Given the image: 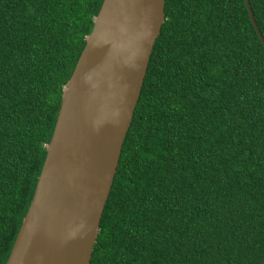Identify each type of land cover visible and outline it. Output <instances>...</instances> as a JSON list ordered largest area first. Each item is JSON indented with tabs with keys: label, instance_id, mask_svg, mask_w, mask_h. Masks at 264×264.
I'll return each mask as SVG.
<instances>
[{
	"label": "trees",
	"instance_id": "trees-1",
	"mask_svg": "<svg viewBox=\"0 0 264 264\" xmlns=\"http://www.w3.org/2000/svg\"><path fill=\"white\" fill-rule=\"evenodd\" d=\"M102 1L0 0V264ZM164 9L90 264H264V48L244 0Z\"/></svg>",
	"mask_w": 264,
	"mask_h": 264
},
{
	"label": "water",
	"instance_id": "water-1",
	"mask_svg": "<svg viewBox=\"0 0 264 264\" xmlns=\"http://www.w3.org/2000/svg\"><path fill=\"white\" fill-rule=\"evenodd\" d=\"M164 8L165 0L102 1L62 86L46 156L5 264H90Z\"/></svg>",
	"mask_w": 264,
	"mask_h": 264
},
{
	"label": "bare ground",
	"instance_id": "bare-ground-1",
	"mask_svg": "<svg viewBox=\"0 0 264 264\" xmlns=\"http://www.w3.org/2000/svg\"><path fill=\"white\" fill-rule=\"evenodd\" d=\"M125 103V101L121 104V106ZM118 114H119V110H118Z\"/></svg>",
	"mask_w": 264,
	"mask_h": 264
}]
</instances>
